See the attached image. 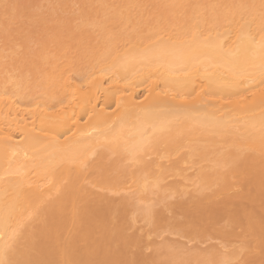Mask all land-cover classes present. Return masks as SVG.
I'll use <instances>...</instances> for the list:
<instances>
[{"label": "bare ground", "instance_id": "obj_1", "mask_svg": "<svg viewBox=\"0 0 264 264\" xmlns=\"http://www.w3.org/2000/svg\"><path fill=\"white\" fill-rule=\"evenodd\" d=\"M53 2L47 1L54 10L47 13L76 14L65 17L78 19L75 23L58 17L70 34L77 29V36L69 37L78 45L77 27L90 25L80 35L96 29L101 51H95L99 43L94 49L88 42L94 39L80 36L89 51L80 38L84 51L75 52L74 42L63 41L67 31L60 32L62 26H51L65 35L58 38L62 35L47 25H53L55 15L48 14L50 20L44 11L28 12L41 16L33 17L36 26L45 23L40 18L50 20L38 30L45 37L51 32L49 39L54 32L58 41L50 44L42 37L34 50V65L41 67L39 59L49 67L31 75L30 90L25 73L16 77L7 71L0 82V225L5 219L11 225L7 236L0 235V259L20 264L254 259L259 264L264 247V76L259 67L264 0ZM34 3L36 8L39 2ZM151 4L159 16H153ZM3 21L14 23L0 18L2 28ZM24 37L21 43L30 36ZM9 39L3 42L9 45ZM68 42L76 47L63 49ZM48 43L57 47L54 53L50 47L47 51ZM72 54L85 55L87 61H81L89 64L80 61L78 77L75 62H69ZM11 78L10 89L4 88ZM149 142L155 150L146 154ZM6 244L11 247L5 256Z\"/></svg>", "mask_w": 264, "mask_h": 264}, {"label": "rangeland", "instance_id": "obj_2", "mask_svg": "<svg viewBox=\"0 0 264 264\" xmlns=\"http://www.w3.org/2000/svg\"><path fill=\"white\" fill-rule=\"evenodd\" d=\"M0 1H1L0 3H9V4H15V5H18V6H19V7L15 10V15H13L12 10H10L9 13H8L7 19H8V20H12V23L14 22L13 24L11 23L12 26L8 24V25H9V28L11 27L10 29L7 27L8 25H6V24H7L6 21H3V22H5L3 28L6 26V28H7L8 30L3 29V28L1 27V24H0V58H1V60H0V71H2V72H0V82L3 81V83H4V80H1V79H2V76H3V79L5 78V80H6V77H5L6 72H7V71L10 72V71L12 70V72H10V73H12L13 75H14V74H15V75L17 74L16 77H17L18 75H19V77H20V75H23L22 73H25L24 75H27V77H28L29 79L26 78V80H27V81H26V85H27V87L29 88L30 85H28V84H31V82H32V80H33V76H34V75H33V76L31 77V75L34 74L35 72H39L40 70H43L44 68L46 69V68L49 67V63H47V62H45V61H42L41 59H40V60L42 61V63H41V61H39V59H38V64H39V62H40V66H41V67H38V65H37V66L34 65V61H32V59H31V57H32V56L34 57V54H36V53H33L34 50L37 52V50L40 49V45H39V44H41L40 41L43 40L42 37H45V36H41V34L43 35V33H40V32H42V31L39 32V30H38L39 28H38V27H39V26L41 27L42 25L45 27L46 23H48V22L50 23V20L53 18V17L51 18V16H50L51 14H53V16H54V15L56 16L57 19L55 18V19H53V20H54L55 22H56V20H57V23H54V21L51 20V22H53V25H51L52 23H51L50 25L47 24L50 28L55 27V26H54L55 24H57L56 27L58 26V24H59V22H58V20H59L58 17H59V18H64L63 21H65V20H68V17L76 16V14L73 13V12H71V10H70L69 12H71V13H69V12H66V13H65V12H62V13H60V14L58 15V14H57L58 11L61 12V10H59V9L56 10V13H51V14H50V13H47V12H50V11H51V12H52V11L54 12L53 9H50L49 7H46V5H47V1H48V2L50 1V3H48V5L51 6V5H52V2H53V1L55 2V0H0ZM32 2H33V3H32ZM34 2H36V4H38L37 2H39L38 6L36 5V6L39 7V8H37V7L34 8V7H35V5H34L35 3H34ZM54 2H53V4H54ZM31 3H32V5H31ZM40 3H41V4H40ZM44 3H45V6H43ZM55 3H56V2H55ZM146 3H147V2H146ZM76 4H77V3H75V5H76ZM79 4H80V3H79ZM147 4H148V3H147ZM147 4H145V6H146ZM29 5H31L32 8H30ZM48 5H47V6H48ZM148 5H149V7H150V4H148ZM151 5L153 6L154 4H151ZM41 6H42V7H41ZM76 6L78 7V5H76ZM76 6H75V7H76ZM154 6H155V5H154ZM73 7H74V6H73ZM73 7H72V8H73ZM75 7H74V8H75ZM77 7H76V10L79 12V10H78L79 8L77 9ZM79 7H81V5H80ZM149 7H148V8H149ZM156 7H157V6H155L154 8H151V9H154V12H153L151 9H149V10H151V12L154 13L153 16H154L155 14L158 15V14L160 13V11H159V12L157 11V10H159V8H158V7L156 8ZM47 8H48V10L50 9V11H47ZM51 8H52V7H51ZM144 8H145V7H144ZM146 8H147V7H146ZM155 8H156L157 10H156ZM2 10H3V8H2V9L0 8V13L4 12V11H2ZM33 10H34V12H31V11H33ZM72 10H73V9H72ZM76 10H74V12H75ZM146 10L148 11V9H146ZM155 10H156V11H155ZM260 10H261V8H260ZM29 11H30V12H29ZM37 11H38V13H41V15H42V12H40V11H44L45 13H43V15H45L47 18H48V16H49V17H50V20L47 21V19H44V18H45L44 16H42L43 19H44V20H42V18H40L41 16L38 14V16H40L39 18L41 19V22H40L39 20H38V22L42 24V22L44 21L45 23H43L42 25H39L38 22H36L37 25H39V26H36L35 24H33L31 21L34 22V21L36 20V19H33V17H34L35 15L32 16V15H30V14H31V13H34V14H35V13H37ZM28 12H29L30 14H29ZM78 12H76V13L78 14ZM151 12H150V13L146 12V13H148V15H149V14L152 15ZM156 12H158V14H157ZM259 12H260V11H259ZM46 13H47V15H48V14H50V15L47 16ZM68 13H69V14H68ZM260 13H261V12H260ZM56 14H57L58 16H57ZM61 14H62V15L64 14L63 17H62ZM65 14H66V15H65ZM73 14H74V15H73ZM29 15L32 16V17H30ZM67 15H68V17L65 18ZM70 15H71V16H70ZM146 15H147V14H146ZM148 15H147V19H149V18H148V17H149ZM38 16H35L34 18H37ZM60 16H61V17H60ZM153 16H151L152 19H153ZM158 16H159V15H158ZM151 17H150V18H151ZM155 17H156V16H155ZM170 17H171V16H170ZM0 18H2L3 20H5V19H6L5 13L2 14V15L0 14ZM7 19H6V20H7ZM69 19L71 20V18H69ZM75 19H76V18H75ZM75 19H74V17H73V19H72L71 21H73V20H75ZM79 19L81 20L82 18H79ZM152 19H150V21H151ZM70 20H68V22H69ZM76 20L78 21V19H76ZM76 20L74 21V23L76 22ZM172 20H173V19H172ZM172 20H171V21H172ZM143 21H144V19H143ZM147 21H149V20H146V22H147ZM150 21H149V23H151L152 26H153V22H152V21L150 22ZM160 21H161V20H160ZM164 21H165V20H164ZM166 21H167V20H166ZM169 21H170V20H169ZM171 21H170V22H171ZM7 22H8V21H7ZM10 22H11V21H10ZM79 22H80V21H79ZM146 22H144V23L146 24ZM167 22H168V21H167ZM170 22H169V23H170ZM30 23H31V24H30ZM34 23H35V22H34ZM149 23L147 22V25H148ZM160 23H161V22H160ZM162 23H163V25H165V22L162 21ZM65 24L68 25L69 23H67V21H66ZM81 24H82V22H81ZM145 24H144V25H145ZM2 25H3V23H2ZM62 25L65 27V25L62 24V22H61V25L59 24V26L61 27ZM73 25H74V24L72 23V26H73ZM79 25H80V24H79ZM83 25H84V23L82 24V26H83ZM144 25H143V27L145 28ZM149 25H150V24H149ZM163 25H161V27H162ZM51 26H52V27H51ZM63 26L60 28V32L62 31L63 34H64V32L67 31V32H65V33L68 35V36L66 35V37H65V35L59 33V31H58L59 29H58V30H55L54 28H52L53 30H52V29H51V30L54 31V32L59 33V34H57L58 36H60V34L62 35V36H60V37H58V38L65 37V38H63L64 40L61 39V44H62L63 41H64V42H65V41H69L68 38H69L72 42H74V39H76L75 37L77 36V35H74V34H75L74 32H75L77 29H76L75 31L71 32L72 34H70V33L68 32V28H67V26H66V30L64 29ZM70 26H71V23H70ZM76 26H77V25H76ZM80 26H81V25H80ZM150 26H151V25H150ZM150 26H149V27L146 26V27L150 28ZM159 26H160V25H159ZM165 26H166V25H165ZM167 26H168V25H167ZM167 26H166V27H167ZM86 27H87V29H89L88 27H90V25H86ZM86 27H83V28H86ZM111 27H112V29H113V26H111ZM114 27H115V26H114ZM143 27L141 28L142 31L144 30ZM25 28H26V29H25ZM57 28H58V27H57ZM62 28L64 29V31H63ZM77 28L79 29V32H76V34L79 33V38H78V39H79V43H80V38H81L82 41H83V43H81L80 45L83 44V47H84L85 44H86V42L88 41V38H89V39H94V40H95V41H94V40H93V41H91V40L88 41V42L91 43V45L94 46L95 44L99 43V44H97V45H98V46H97V49H95V48H96V45H95V47H94L95 51L98 50V47L101 48L102 45L100 44V42L96 41L97 38L95 39V37H96L95 35H96L97 32H98L96 29L88 30V31H87V29H85L84 31H85V33H86V31H87V32H88V35L85 36L86 34H85V35L83 34V36H85V37H88V36H89V37H88V38H84L82 35H80V30H81L82 27L79 28V26H78ZM83 28H82V29H83ZM115 28H116V27H115ZM151 28H152V27H151ZM164 28H165V27H164ZM23 29H24V30H23ZM40 29H41V28H40ZM90 29H91V28H90ZM112 29H111V30H112ZM141 29H139V30H141ZM1 30L5 31L6 33H8V32H9V33L12 32V35H13L14 37H15V36L17 37V35H20V36H18V37H21V33H17V31H19V32L21 31V32H22V35L24 34V36H25V35H28V36H30V37H29V38L27 37L29 40H23V43H21L22 39H25L24 36L21 37V38L18 39V40H17L18 37H17V38L15 37V39L17 40V41H16L15 39H13V36H12V35H9V37L7 36V39L10 38L9 40H10L11 42L8 41V44H9V45H7V43H6L7 41H6V42H3V41H5V40H7V39L5 38L6 33H5V32H2ZM13 30H15V31H13ZM22 30H23V31H22ZM51 30H50V31H51ZM95 30H96L97 32H96ZM114 30H115L114 32H116V29H114ZM7 31H8V32H7ZM37 31H38V32H37ZM50 31H46V32H50ZM82 31H83V30H82ZM82 31H81V32H82ZM84 31H83V32H84ZM91 31H92V32H91ZM36 32L39 33V34H38V35H39L38 37H41V39L39 38L40 40H38V41H39L38 45H36L37 42H38V41H37L38 37H37V39H36L37 42L33 40V39H35L34 37L37 36ZM43 32H44V31H43ZM54 32L52 33V34L54 35L53 37L49 36V37H51L52 39H54V37H55V33H54ZM94 32H96V34H95ZM50 33H51V32H50ZM50 33H49V34H50ZM68 33H69V34H68ZM144 33H145V32H144ZM2 34H3V35H2ZM4 34H5V36H4ZM44 34H45V33H44ZM49 34H48V35H49ZM52 34H51V35H52ZM90 34H92V36H94V38L90 37V36H91ZM48 35H46V37H45V38H46L45 40H46L47 42H49V40H52V39H49V38L47 37ZM57 35H56V37H57ZM72 35H74L75 37L73 36L74 38H71ZM99 35H100V32H99ZM69 36H71V37H69ZM80 36H82V37L84 38V40L86 39V40H85V41H86L85 43H84L83 38L80 37ZM67 37H68V38H67ZM100 38H101V37H100ZM11 39H12V40H11ZM47 39H48V40H47ZM20 40H21V41H20ZM32 40H33L34 42H36V43L32 42ZM62 40H63V41H62ZM26 41H29V42L26 43ZM43 41H44V40H43ZM46 41L44 42L45 44L47 43ZM54 41L57 42L58 39L55 38ZM54 41H50V42L53 43ZM59 41H60V40H59ZM75 41H76V40H75ZM12 42H13V43H16V42H17L18 44L21 43L18 47L16 46V45H17V43H16L15 46H16L17 48H14L15 46L13 45L12 48H14L15 51L12 50V48L10 49V47H11L10 45H12V44H11ZM24 42H25L26 44H24ZM50 42H49V43H50ZM56 42H55V43H56ZM72 42H70V43L68 42L67 44L63 43V45H61V46H62V48H63V46H66V45H67V47H69V45L71 44L69 48H74V47H72V46H75V47H76V45H77L76 43L78 42V40H77V42H74L76 45H75L74 43H73V44H74V45H73ZM92 42H93V44H92ZM96 42H97V43H96ZM5 43H6V46H10V47H9L10 50L7 49V47L5 46ZM28 43H29V44H28ZM31 43H32V44H31ZM33 43H34V44H33ZM49 43H48V44H49ZM51 43H50V44H51ZM55 43H54V44H55ZM79 43H78V45H77L78 47H76V48L73 49L74 51L76 50L75 52H77V50L80 49V48H79ZM94 43H95V44H94ZM22 44H23V45H27V46L25 47L26 50H24V46H22L23 48L21 47ZM42 44H43V42H42ZM48 44H47V51H49L48 48H49L50 46H52V45H50V44L48 45ZM57 44H58V50L60 51V50H61V47L59 46V45H60L59 42H58ZM87 44H88V43H87ZM33 45H34V46H39V48L36 47V48H37V49H36ZM99 45H101V46H99ZM54 46H56V44H55ZM1 47H2V48H1ZM4 47H6V48H5L6 50L3 51ZM27 47H28V48H27ZM59 47H60V49H59ZM86 47H89V46H88V45L85 46V47H84L85 50H86ZM50 48H53V53H54V50L57 49V47H56L55 49H54V47H50ZM50 48H49V49H50ZM77 48H78V49H77ZM100 48H99L98 51H101ZM63 49H65V48H63ZM67 49H68V48H66V50H67ZM82 49H83V48H82V46H81V49H80V50H82ZM91 49H92V47H91ZM11 50H12L13 52H11ZM58 50H57L56 52H58ZM66 50H63V52H65ZM71 50H72V49H69V50H67V51L71 52ZM73 50H72V51H73ZM80 50H79V51H80ZM92 50H93V49H92ZM79 51H78L77 53H79ZM83 51H84V49L82 50V52H83ZM86 51H89V49L86 50ZM86 51H85V54H87L88 57H90L89 54H90V55H93V53H94V52H92V51L90 50L92 54H91L90 52H88V53H89V54H88V53H86ZM2 52H3V53H2ZM69 52L66 53V54L69 55V54H70ZM75 52H73V53H75ZM53 53H52V54H53ZM49 54H50V53H49ZM55 54H56V53H55ZM59 54H60V53H59ZM66 54H64V56H65ZM75 54H76V53H75ZM68 55L66 56V57H67L66 59H68V57L70 56V55H69V56H68ZM76 55H77V54H76ZM87 55H86V56H87ZM61 56L63 57V54H62V53H61L60 56L57 55V58H58V57H61ZM72 56H73V54L71 55V59H72V58L74 59V56H75V55H74L73 57H72ZM84 56H85V55H83V56L80 55V56H79V54H78V57L75 56V59H76V60L74 59L75 61H74V60L69 61V62H72L71 65L74 64L73 62H75L74 65H76V67H75V66H74V67L72 66L74 69L77 68V65H78V67H79V69H80L81 62H82V64H85V63H86V62H85V63L83 62V61H87V59H85ZM62 57H61V58H62ZM79 57H80V59H79ZM81 58H82V59H81ZM86 58H87V57H86ZM91 58H93V57H91ZM91 58H88V62L91 60ZM35 59H37V58H34V60H35ZM63 60H65V59L63 58ZM81 60H83V61H81ZM61 61H62V59H61V60H58V63L62 64V63L64 62V61H62V63H61ZM80 61H81V62H80ZM32 62H33V63H32ZM43 62H45V63H43ZM76 62H78L79 64H78V63L76 64ZM36 63H37V60H36ZM36 63H35V64H36ZM41 64H42V65H41ZM86 64H88V63H86ZM86 64H85V65H86ZM32 65H34V67L36 66V69L33 68ZM43 65H44V67H42ZM88 65H89V64H88ZM31 66H32V67H31ZM83 66H84V65H83ZM83 66H81V68H83ZM30 67H31L33 70H32ZM87 67H88V66H86V67H84V68H87ZM73 68H72V69H73ZM77 69H78V68H77ZM77 69H75V71L73 70V71H74L73 74H74L75 72H78V71H76ZM5 70H6V71H5ZM81 70H82V69H80V72H83V71H81ZM83 70L85 71V69H83ZM8 72H7V73H8ZM78 73H79V72H78ZM78 73L74 74V76L78 77V75H77ZM38 74H39V73H38ZM73 74H72V75H73ZM6 75H7V74H6ZM15 75H14V76H15ZM10 76H12V75H10ZM8 77H9V74H8ZM8 77H7V79L10 80ZM16 77H15V78H16ZM11 79H12V78H11ZM16 79H17V78H16ZM23 79H24L23 77L20 78L21 81H23ZM76 79H78V78H76ZM8 80H7V81H8ZM14 80H15V79H12V81H8V82H6V83H5L6 85L3 84V86L5 85L4 88L8 89V88L10 87V85L12 86ZM28 81H29V83L27 84ZM30 81H31V82H30ZM11 82H12V83H11ZM24 82H25V80H24ZM7 83H9L10 85H7ZM32 83H33V82H32ZM0 84H1V83H0ZM24 85H25V83H24ZM31 85H32V84H31ZM1 86H2V84H1ZM1 86H0V87H1ZM6 86H8V87H6ZM12 88H13V87H12ZM28 88H26V89H28ZM9 89H10V88H9ZM29 90H30V88H29ZM29 90H28V92H27V90H26L25 92L29 93V92H30ZM94 176H95V175H93V173H90V175H89V177H88L89 180H92V178H94ZM205 245H207V244H205ZM201 246H203V245H201Z\"/></svg>", "mask_w": 264, "mask_h": 264}, {"label": "snow or ice", "instance_id": "obj_3", "mask_svg": "<svg viewBox=\"0 0 264 264\" xmlns=\"http://www.w3.org/2000/svg\"><path fill=\"white\" fill-rule=\"evenodd\" d=\"M18 7L19 6L15 5V4L0 3V8H3V10L5 12L6 19H7L9 11L12 10L13 15H15V10ZM144 7H149V6H144ZM262 47H264V45H262ZM259 67H260L261 75L264 76V58H262V62H261ZM152 150H155V146L151 142H149L146 145L144 151L147 154L148 152H150ZM10 227H11L10 223L8 222L7 219H5L3 224L0 225V235L7 236L8 230ZM10 247H11V245L6 244L5 249H4V255L5 256L7 255V252H8ZM260 255H261L262 259L260 260L259 264H264V247H261ZM0 264H20V262H13V261L8 260V259H0ZM144 264H150V262L145 261ZM151 264H155V262H151ZM162 264H163V262H162ZM181 264H183V262H181ZM225 264H257V262L254 259H249V260L236 259V260L226 261Z\"/></svg>", "mask_w": 264, "mask_h": 264}]
</instances>
